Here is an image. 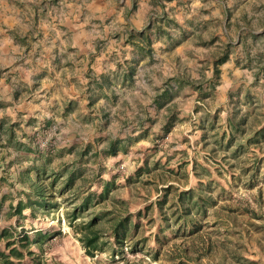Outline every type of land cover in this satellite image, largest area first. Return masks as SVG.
Here are the masks:
<instances>
[{
  "label": "rangeland",
  "instance_id": "rangeland-1",
  "mask_svg": "<svg viewBox=\"0 0 264 264\" xmlns=\"http://www.w3.org/2000/svg\"><path fill=\"white\" fill-rule=\"evenodd\" d=\"M0 82V134L10 127L34 150L6 145L0 195L28 188L17 172L49 185L34 174L42 163L61 175L55 211L0 224L60 231L43 244L48 262L264 264V0H0ZM72 163L81 176L58 194ZM106 181L108 200L76 221L121 199L142 209L166 186L169 204L197 186L206 199L162 232L151 206L139 218L140 251L90 258L63 214L76 190L90 182L98 193Z\"/></svg>",
  "mask_w": 264,
  "mask_h": 264
},
{
  "label": "trees",
  "instance_id": "trees-1",
  "mask_svg": "<svg viewBox=\"0 0 264 264\" xmlns=\"http://www.w3.org/2000/svg\"><path fill=\"white\" fill-rule=\"evenodd\" d=\"M223 59L224 57H221L217 61L220 62ZM214 72H216V69ZM195 85L196 88L200 86L199 84ZM6 140L3 139V142L0 141V146L6 147V145L11 144L16 149L30 151V147L15 139V135L10 127ZM119 142L118 139L109 140L105 152L114 154L116 145ZM88 151L89 147L84 146L79 153V159L85 156ZM219 161L223 164L222 160ZM46 164L42 163L40 166L34 167V174L35 177L39 175L51 178L49 185H42V181L37 178L31 181L30 178L25 179L24 177L18 176L16 180L23 185H27L28 188L20 190L19 194L15 192V197L12 195V190L0 195V208L2 207V203L6 201L4 212L3 214L0 213V222H5L10 217H23L27 210L30 215L34 214L35 210L45 211L47 213L49 210H56L58 203L54 199L51 188L54 187L57 176L60 177L61 175H55V172L46 173ZM72 165L73 163L71 164L72 168L67 175L65 183L57 190L58 194L72 188L73 180L81 176L80 171L76 175L74 174L76 167L73 168L74 166ZM31 168L26 167L23 176L27 175ZM90 187L91 183L89 182L82 191L79 189L76 190L77 193L82 194L80 201L63 214L64 221L71 228L74 238L83 249V254L90 258L95 253L104 251L106 247L109 248V256L112 259L114 256H117L120 260L124 259L125 252L134 253L140 251L141 248L138 245L143 243L144 237L137 236L140 226L139 218L145 216L151 206H156L158 216L162 222L159 231L162 232V228H170L172 223L174 225L180 221L183 222L182 224L186 223L193 213L192 210L200 211V209H203V204L206 199L203 196L202 190L197 186L195 193L191 188L177 191L169 204L166 203V194L168 191V186H166L161 189V195H158L154 201H149L142 209L138 208L130 212L125 205V201L121 199L118 202L116 201V203L111 202L109 206H104L103 209H99L97 213L92 214L86 220L76 221L80 217V213L87 210L89 205H98L108 200L107 193L113 186L108 185V181H106L98 193L89 190ZM169 210L170 213L168 214ZM170 217L172 218V223L169 222ZM21 227L23 226L16 227L18 228L17 230L12 229L10 226L0 224V264H51L43 256V244L49 238H54L61 234L60 231H56L50 236L46 232L34 230L30 235L29 232L31 231L28 232L19 229ZM33 247L35 251L32 249ZM132 262L133 259L127 264Z\"/></svg>",
  "mask_w": 264,
  "mask_h": 264
},
{
  "label": "crops",
  "instance_id": "crops-1",
  "mask_svg": "<svg viewBox=\"0 0 264 264\" xmlns=\"http://www.w3.org/2000/svg\"><path fill=\"white\" fill-rule=\"evenodd\" d=\"M1 85H2V83L0 82V86ZM0 141L3 142V136L1 134H0ZM18 150H20L21 152H24L23 149H18ZM32 152H34V150L30 148V153H32ZM9 154H10V151L8 150L7 147L0 146V185H2L4 181L9 182L5 176V175H7L6 174L7 169H5L3 167V164H5L6 160H7L6 155L8 156ZM18 175H19V172H17V177H18ZM14 182H16L17 185H21V183L18 182V180H16V179H14Z\"/></svg>",
  "mask_w": 264,
  "mask_h": 264
}]
</instances>
